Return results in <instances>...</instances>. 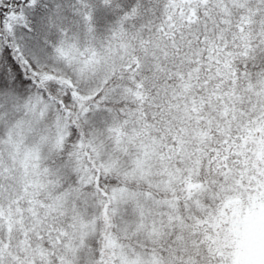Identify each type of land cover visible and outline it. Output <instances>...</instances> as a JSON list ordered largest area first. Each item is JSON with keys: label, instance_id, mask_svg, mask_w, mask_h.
<instances>
[{"label": "snow or ice", "instance_id": "1", "mask_svg": "<svg viewBox=\"0 0 264 264\" xmlns=\"http://www.w3.org/2000/svg\"><path fill=\"white\" fill-rule=\"evenodd\" d=\"M0 264H264V0H0Z\"/></svg>", "mask_w": 264, "mask_h": 264}]
</instances>
